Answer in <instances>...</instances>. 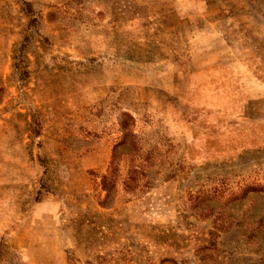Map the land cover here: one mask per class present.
Wrapping results in <instances>:
<instances>
[{
  "label": "rangeland",
  "instance_id": "obj_1",
  "mask_svg": "<svg viewBox=\"0 0 264 264\" xmlns=\"http://www.w3.org/2000/svg\"><path fill=\"white\" fill-rule=\"evenodd\" d=\"M0 264H264V0H0Z\"/></svg>",
  "mask_w": 264,
  "mask_h": 264
}]
</instances>
